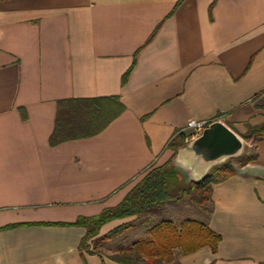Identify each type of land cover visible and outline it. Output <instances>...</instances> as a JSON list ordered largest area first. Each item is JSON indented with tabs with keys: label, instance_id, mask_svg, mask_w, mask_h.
I'll use <instances>...</instances> for the list:
<instances>
[{
	"label": "crops",
	"instance_id": "1",
	"mask_svg": "<svg viewBox=\"0 0 264 264\" xmlns=\"http://www.w3.org/2000/svg\"><path fill=\"white\" fill-rule=\"evenodd\" d=\"M109 97L124 111L102 131L74 139L78 119L55 140L59 102ZM215 119L256 159L213 186L210 216L197 217L216 252L176 261L264 264V140L243 138L264 126V0L1 1L0 264H117L187 203L104 224L96 238L132 221L120 254L103 242L81 252L85 229L66 224L115 208L169 160L181 185L198 180L166 146L189 121Z\"/></svg>",
	"mask_w": 264,
	"mask_h": 264
},
{
	"label": "trees",
	"instance_id": "2",
	"mask_svg": "<svg viewBox=\"0 0 264 264\" xmlns=\"http://www.w3.org/2000/svg\"><path fill=\"white\" fill-rule=\"evenodd\" d=\"M133 66L134 62L123 75L122 82L125 81ZM81 111H86L84 117ZM123 111L124 107L117 97L59 102L53 137L56 140L62 134L63 127L72 126L78 119L74 124L81 126L82 131L75 134L74 139L94 136ZM184 137V134L178 132L168 142L166 148L175 154L185 146ZM243 138L245 141L253 142L264 140V126ZM232 159H237L235 161L239 167L255 160L256 155L231 158L227 162L214 166L201 180L185 185L180 184L178 174L172 168V161L169 160L161 166L150 168L115 208L104 210L98 216L91 218L78 217L73 223L66 225L85 229L79 249L81 252L94 255L98 244L114 241L132 226L131 221L105 236L96 238L100 228L113 220L159 214L164 206L181 202L197 207L205 218L209 217L212 187L236 174V167L230 162ZM45 225H51V223ZM147 233V238L136 241L130 246L128 254L112 257L113 262L117 264H179L176 261L179 256L193 254L202 248H208L214 254L220 242L218 234L211 231L207 224L197 220H182L179 223L161 220Z\"/></svg>",
	"mask_w": 264,
	"mask_h": 264
},
{
	"label": "water",
	"instance_id": "3",
	"mask_svg": "<svg viewBox=\"0 0 264 264\" xmlns=\"http://www.w3.org/2000/svg\"><path fill=\"white\" fill-rule=\"evenodd\" d=\"M242 150V140L223 123L214 121L178 151L177 163H184L192 169V173L199 176L197 182L208 174L210 167L239 156Z\"/></svg>",
	"mask_w": 264,
	"mask_h": 264
},
{
	"label": "rangeland",
	"instance_id": "4",
	"mask_svg": "<svg viewBox=\"0 0 264 264\" xmlns=\"http://www.w3.org/2000/svg\"><path fill=\"white\" fill-rule=\"evenodd\" d=\"M250 142L251 141H249V144H250ZM252 153H253V147L252 146H244V149L241 153L240 158L243 157L244 154L250 155ZM235 160H237V159H232V160H230V162L236 167L238 165L236 164ZM227 161H225V162H227ZM186 206L187 207H184V205L180 204L178 206L172 207L174 209V211H176V214H177V218H176L177 223H179L182 220H197L198 215H202L203 217L205 216V215L200 213V211L197 207L190 206L189 204H187ZM165 219H167V218H165ZM129 241H130V239H126V241L124 240V242L121 241L120 239H116L115 241H109V242L106 241V242L102 243V247H106L108 249V251L111 252V254H115V253L120 254L121 252H119L118 250L121 248H124L123 246L126 245ZM99 250H101L105 254H110V253H107V251L104 252V250H102V249H99ZM113 256L114 255H111L110 257H113Z\"/></svg>",
	"mask_w": 264,
	"mask_h": 264
},
{
	"label": "built area",
	"instance_id": "5",
	"mask_svg": "<svg viewBox=\"0 0 264 264\" xmlns=\"http://www.w3.org/2000/svg\"><path fill=\"white\" fill-rule=\"evenodd\" d=\"M219 121V119L211 120V121H189L186 126L179 132L185 135L184 142L189 143L192 140L196 139L202 131L212 122ZM223 123V122H221ZM224 124V123H223ZM225 125V124H224ZM226 126V125H225Z\"/></svg>",
	"mask_w": 264,
	"mask_h": 264
}]
</instances>
